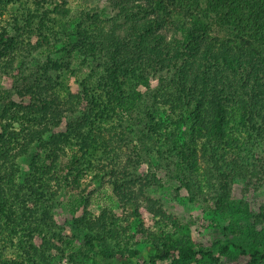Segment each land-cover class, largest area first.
Returning a JSON list of instances; mask_svg holds the SVG:
<instances>
[{
  "label": "trees",
  "instance_id": "trees-1",
  "mask_svg": "<svg viewBox=\"0 0 264 264\" xmlns=\"http://www.w3.org/2000/svg\"><path fill=\"white\" fill-rule=\"evenodd\" d=\"M0 3V15L15 6L22 11L8 21L12 29L0 26V71L31 45L54 51L64 35L73 40L68 54L90 67L79 72L74 89L61 72L62 81L49 76V65L64 67L50 55L41 67L46 74L28 89L31 103L9 101L0 112V264H55L50 250L64 237L54 215L61 188H77L83 166L106 160L101 151L117 160L125 129L152 95L158 116L148 112L149 128L160 151L180 156V169L183 161L200 167L199 157L209 155L218 164L219 153L245 170L249 162L261 177L264 0H116L118 11L107 19L89 10L73 16L69 0ZM52 12L59 16L50 27ZM65 119L69 129L54 131ZM31 152L23 173L20 158ZM119 181L113 183L123 197ZM181 183L192 191V179ZM222 188L206 210L214 234L201 239L193 237L191 221L168 213L158 200L147 205L157 228L141 224L134 235L127 218L108 208L86 209L73 223L86 232L88 264H264V204L257 211L248 200L233 202L229 179ZM139 211L138 205L137 217ZM139 234L146 249L135 246Z\"/></svg>",
  "mask_w": 264,
  "mask_h": 264
},
{
  "label": "rangeland",
  "instance_id": "rangeland-1",
  "mask_svg": "<svg viewBox=\"0 0 264 264\" xmlns=\"http://www.w3.org/2000/svg\"><path fill=\"white\" fill-rule=\"evenodd\" d=\"M115 1L69 0V3L73 8V16L79 15L82 10H89L98 13L101 19H107L115 16L118 11ZM0 5L2 4L0 3ZM21 12V9L17 10L15 6L11 8L10 14L5 12L0 15V26H9L8 21L13 22L12 17L14 16L22 17ZM50 15L51 20L48 24L51 27L59 14L52 12ZM13 26L14 24H10L9 28L12 29ZM64 36H57L59 40L56 41L54 51L48 52V48L44 50L42 47L34 48L31 45L22 49L18 56L12 54L15 58L12 67L0 71V112L9 101H15L18 104L31 103L28 89L35 88L36 80L46 74L41 67L50 60V55L52 58L58 59L64 67L54 69V65H49L52 67L49 70V76L62 81L58 75L61 72L62 77H65L72 88H79V72L81 70L90 71V67L81 66L79 58L68 54L72 49L73 40L63 38ZM38 38L34 34L32 42L36 43ZM97 71L99 72L101 69H97ZM86 72L84 73L86 74ZM156 88H152L151 95L156 92ZM20 90L26 92L25 96L19 93ZM149 111L158 116L153 95L139 104L135 116L130 121L129 128L125 129V140L117 160L108 159L107 155L101 151L100 154L106 160H102L95 167H87L88 169H86L87 165L83 166L85 172L77 188H71L69 185H64L61 188L54 208V215L56 221L63 227L64 237L62 236V240L57 241L59 247L55 246L50 250L51 262L73 264L71 259L74 258L78 264L89 263L90 258L83 254L86 232L85 230L79 231L73 223L74 219L82 215L86 209L98 214L103 208H108L115 212L122 221L127 218L130 226L129 232L134 235L139 233L136 229L141 224L149 230L157 228L155 215L147 208V205L149 200H158L168 213L176 215L181 221H191L193 237L201 239L214 234L213 222L208 217L206 210L208 204L214 202L222 192V183L226 179H229L232 187L230 198L233 202H240L241 199L248 200L251 208L257 211L264 204L263 170L260 169L261 177L258 179L257 174H253L256 169L253 171V165L249 162L245 161L249 166L245 170L233 165L229 158H222L219 153L217 154L220 161L218 164L209 155L210 157L208 156L207 159L210 160V165L206 158L199 157L200 167L195 168L189 162L183 161L184 168L180 169V156L174 157L176 153H171L172 156H170V153L166 154L159 150V143L155 141L149 128ZM166 116L165 113L164 117ZM4 120L9 121V119ZM168 120L170 121V118ZM14 126L18 128L20 122H15ZM68 129V120L65 119L59 127L54 128V131H67ZM185 137L188 138V135ZM38 150V147H35L32 152L35 153ZM258 150L260 153H264V147H260ZM32 152L20 158L23 173L30 170L29 162ZM41 152L44 155V151ZM245 153L247 152L245 151ZM62 173H67V170ZM187 177L192 179V191L181 183V178L187 179ZM117 178L120 179L121 186L118 190L125 194L123 197L116 191L113 183ZM128 196L131 198L129 199ZM138 205L140 217H137L139 214L135 213ZM170 228L173 229V227ZM135 237L140 241L135 246L138 249H146L147 240L145 237L140 234ZM111 246H114L113 243ZM17 253L13 248L8 251L11 257H16ZM54 258L55 260H53Z\"/></svg>",
  "mask_w": 264,
  "mask_h": 264
}]
</instances>
